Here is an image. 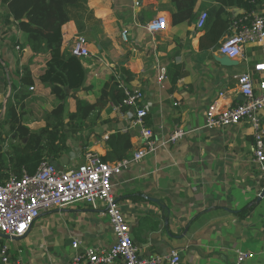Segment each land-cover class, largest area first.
I'll return each instance as SVG.
<instances>
[{"label": "crops", "instance_id": "crops-1", "mask_svg": "<svg viewBox=\"0 0 264 264\" xmlns=\"http://www.w3.org/2000/svg\"><path fill=\"white\" fill-rule=\"evenodd\" d=\"M215 4V0H198L197 18L190 27L187 22L173 23L172 0H89L102 26L89 29L91 55L82 59L88 70V90H79L78 96L95 103L103 85L115 76L114 68L124 75V67L132 75L129 82L123 78L124 84L145 93L144 105L156 136L166 140L178 126L187 132L181 141L162 146L156 154L146 155L114 178V191L140 248V257L165 255L176 249L182 264H264V196L260 195L264 192V172L253 161L252 128L246 121L222 130L206 126V111L220 92L227 94L220 97V104L242 100L236 77L264 62V44L247 45L244 56L235 59L236 65L218 61L222 57L218 49L233 18L247 11L228 8L229 27L218 46L206 44L203 48L201 38L207 29L197 30L196 22L202 11H209ZM5 9L0 0V121L24 65L30 67L34 79L35 89L31 91L36 104L44 107L41 104L45 99H56L51 87L40 80L50 54L34 53L28 46L17 50L16 39L24 41L25 35L13 22L7 23L2 15ZM159 15H165L169 25L164 31L151 33L145 26ZM123 29L128 30L127 40L122 37ZM74 30L80 31L75 21L63 26L65 52H69ZM174 63L183 64L186 74L176 90L169 92ZM162 67L167 77L159 81ZM67 104V112L76 111L73 97ZM115 104L111 101L97 107L85 126L70 135L69 150L63 155L68 160L63 167L82 161L86 149L107 155L117 147L116 132L124 128H129L131 135L133 148L128 158L132 157L142 143L141 128L130 127L129 118L117 112ZM30 121L27 125L31 129L44 126L34 117ZM106 135L111 136L110 141ZM56 163L62 166L59 160ZM98 206L76 203L52 210L43 213L24 237L0 238L6 239L4 243L21 240L28 248H18L15 257L20 264H69L75 238L83 246L114 243L110 220L101 214L103 203ZM238 251L254 256L238 263Z\"/></svg>", "mask_w": 264, "mask_h": 264}, {"label": "built area", "instance_id": "built-area-1", "mask_svg": "<svg viewBox=\"0 0 264 264\" xmlns=\"http://www.w3.org/2000/svg\"><path fill=\"white\" fill-rule=\"evenodd\" d=\"M140 5L139 1L135 2ZM209 17L208 11L199 15L196 28L203 30ZM169 25L165 15H159L145 27L151 33L164 31ZM127 29H123L122 37L127 40ZM62 35L64 36L65 34ZM249 44H264V5L259 10H252L244 16L234 17L230 31L219 47V53L232 60L244 56L245 47ZM17 50L20 46L17 45ZM69 53L81 59L89 57L88 37L79 30L71 35ZM116 80L124 89L122 103H116L114 109L130 120V127H140L142 143L131 158L121 161H104L99 152L86 149L82 161H75L68 167L60 169L50 159L40 163L35 173L30 174L23 169L21 175L12 173L0 183V233L9 239L24 237L40 219L43 213L60 210L76 203H85L100 208L101 214L109 218L113 228L115 241L110 246H83L75 238L72 248L75 250L69 264H182V257L174 249L165 255L150 258L140 257V248L134 242L131 227L114 191V178L124 169L140 163L148 154H156L162 147L177 143L184 139L186 130L175 127L165 140L156 136L153 128L146 125L145 117L148 109L144 105L145 93L139 87H128L124 84V75L114 68ZM167 77L165 67L161 68L159 81ZM237 92L244 97L229 105L220 104V97H226V91L219 93L218 98L210 103L206 111V126L211 130L224 129L246 121L252 128L255 141L253 161L261 172H264V62L257 63L254 69L238 75ZM35 86L30 87L34 90ZM128 107L126 111L123 107ZM124 128L122 131H128ZM109 139V135L105 136ZM260 195L264 196V192ZM253 253L238 251L237 262L242 263L253 257ZM11 247L9 243L0 246L1 264H11ZM15 264H20L18 260Z\"/></svg>", "mask_w": 264, "mask_h": 264}, {"label": "trees", "instance_id": "trees-1", "mask_svg": "<svg viewBox=\"0 0 264 264\" xmlns=\"http://www.w3.org/2000/svg\"><path fill=\"white\" fill-rule=\"evenodd\" d=\"M6 9L2 13L4 19L13 22L17 29L25 35V40L16 39L21 49L28 46L34 53H49L46 70L40 80L51 87L52 94L58 100L50 110L36 104L33 91L34 79L28 65L20 71L18 85L13 87V94L8 98L4 118L0 128V183L12 173L21 175L23 169L30 174L36 172L40 163L46 159L57 162L69 150L70 135L80 129L91 119L97 107L106 106L111 101L122 103L124 89L115 76H112L102 87L95 103L87 102L78 96V91L85 89L88 70L81 58L65 52L63 45V26L69 21L78 23L80 31L88 32L102 26V20L96 17L89 5V0H2ZM174 5L173 23L187 22L190 27L197 18L195 7L198 0H172ZM216 4L209 9L206 23L207 32L201 38V45L218 46V43L230 23V7H242L247 13L261 8L262 0H215ZM90 29V30H89ZM172 86L174 92L178 81L185 76L184 66L174 63ZM126 82L132 75L124 67L121 68ZM76 100V111L67 112V101ZM128 107H123L126 111ZM34 117L43 121L44 126L31 129L28 123ZM150 127L149 116L145 117ZM111 140V136L108 139ZM117 147L107 155L104 161H121L128 158L133 148L128 131H117L115 134Z\"/></svg>", "mask_w": 264, "mask_h": 264}, {"label": "rangeland", "instance_id": "rangeland-1", "mask_svg": "<svg viewBox=\"0 0 264 264\" xmlns=\"http://www.w3.org/2000/svg\"><path fill=\"white\" fill-rule=\"evenodd\" d=\"M88 31V30H87ZM82 33H84L88 38H90L89 37V35H88V32H84V31H82ZM0 58H1V56H0ZM55 98L51 101L50 99H45L44 100V103L43 104H41V105H44V107L45 108H47V109H51L52 108V106H54V105H56L57 104V102L55 103ZM69 108H70V106L67 104V108H66V110L68 111L69 110ZM30 121V120H29ZM31 122V121H30ZM29 124V123H28ZM1 130H4L5 132L7 131V127H2V128H0ZM7 240H9V239H7ZM6 241V239L3 237V238H0V244L2 245L4 242ZM9 244H10V247H11V253L12 254H14L13 256H12V262H11V264H15L16 263V261H17V257H15V256H17V253H18V248L19 247H21V248H24V249H28L22 242H21V240H18V239H16V240H9ZM0 264H1V259H0Z\"/></svg>", "mask_w": 264, "mask_h": 264}, {"label": "water", "instance_id": "water-1", "mask_svg": "<svg viewBox=\"0 0 264 264\" xmlns=\"http://www.w3.org/2000/svg\"><path fill=\"white\" fill-rule=\"evenodd\" d=\"M217 59H218V61H220L223 65H227V66H232V65H236V64H238L237 61L232 60V59H230L229 57H227V56H225V55H222V57H218ZM243 99H244V97H242V100H243ZM67 160H68V157H67V156H63V157H61V158L59 159V162H60V164L62 165V166L60 167V169H63V168H64L63 165L66 164ZM0 236H5V235H3V234L0 233ZM5 237L9 238L8 236H5ZM15 238H20V237H15ZM15 238H14V239H15ZM133 240H134V239H133ZM134 242H135V240H134Z\"/></svg>", "mask_w": 264, "mask_h": 264}]
</instances>
